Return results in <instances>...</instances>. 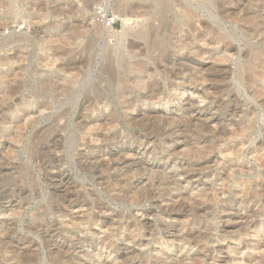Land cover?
<instances>
[{
	"label": "rangeland",
	"instance_id": "rangeland-1",
	"mask_svg": "<svg viewBox=\"0 0 264 264\" xmlns=\"http://www.w3.org/2000/svg\"><path fill=\"white\" fill-rule=\"evenodd\" d=\"M0 264H264V0H0Z\"/></svg>",
	"mask_w": 264,
	"mask_h": 264
},
{
	"label": "built area",
	"instance_id": "built-area-1",
	"mask_svg": "<svg viewBox=\"0 0 264 264\" xmlns=\"http://www.w3.org/2000/svg\"><path fill=\"white\" fill-rule=\"evenodd\" d=\"M107 24L109 25V26H113L114 24H115V20L114 19H107Z\"/></svg>",
	"mask_w": 264,
	"mask_h": 264
},
{
	"label": "bare ground",
	"instance_id": "bare-ground-1",
	"mask_svg": "<svg viewBox=\"0 0 264 264\" xmlns=\"http://www.w3.org/2000/svg\"><path fill=\"white\" fill-rule=\"evenodd\" d=\"M126 19H127V18H126ZM126 19H123V20L126 22V21H128V20H126ZM126 25H127V23H124V26H125V27H126Z\"/></svg>",
	"mask_w": 264,
	"mask_h": 264
}]
</instances>
